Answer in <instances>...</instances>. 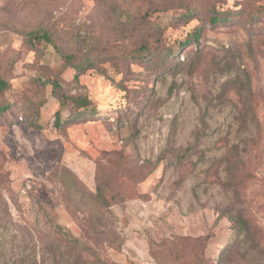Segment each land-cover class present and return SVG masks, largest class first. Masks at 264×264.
Instances as JSON below:
<instances>
[{
	"label": "rangeland",
	"instance_id": "obj_1",
	"mask_svg": "<svg viewBox=\"0 0 264 264\" xmlns=\"http://www.w3.org/2000/svg\"><path fill=\"white\" fill-rule=\"evenodd\" d=\"M101 2L0 0V264H207L222 249L223 264H264V0L155 12L174 56L116 59L77 80L52 45L26 41L54 24L77 50L65 35L87 19L99 50L130 51L108 40L121 33ZM211 7L229 20L204 23ZM199 25V45L179 44ZM53 78L94 112L54 126L73 110Z\"/></svg>",
	"mask_w": 264,
	"mask_h": 264
},
{
	"label": "trees",
	"instance_id": "obj_2",
	"mask_svg": "<svg viewBox=\"0 0 264 264\" xmlns=\"http://www.w3.org/2000/svg\"><path fill=\"white\" fill-rule=\"evenodd\" d=\"M121 3L101 2L102 12L115 11V17L107 19L112 23H118L121 35L119 37H108L109 41L119 43L126 39L132 45L130 51H126L124 47L120 50H99L96 46L100 40L93 30L92 21L85 19L83 22H79L77 25H73L71 29H68V34L65 35L67 39L64 42L66 47L76 46L77 50L69 51L63 50L58 45L59 34L58 29L54 24L52 25H40L35 29H32L24 33L26 41L30 43H44L45 45H52L54 49L60 55L63 66L72 67L75 70L74 78L77 80L79 74L88 69L93 68L95 65L100 63L111 62L116 59H151L153 57L159 58L161 56V62H166L167 56H174L172 48H164L159 42L162 34V26L158 18H153V13L173 8H179L183 10L182 14L185 17H191L193 14H198L201 11V7L193 6L189 0H150L145 6L146 9L142 8V5L136 3V0H121ZM99 2V0H98ZM181 5V4H183ZM98 4V3H97ZM229 20L227 10H217L211 7L209 15L202 20L204 23L214 25L217 23H224ZM203 25H199L193 29L187 35L185 41H180L179 44L194 41L199 45L200 38L202 37ZM179 63H181L179 61ZM104 74V73H102ZM52 88L56 94L61 107L69 106L70 110H73L63 117L61 114H57L54 119V126L61 128L68 121L80 118L85 113H93L94 107L92 102L86 96L80 94L67 95L65 93L58 92V80L52 79ZM7 86L4 79L0 78V92L5 91ZM69 101V104H68ZM9 108V104L5 101L0 104V112H3ZM234 222L233 228L239 234L242 230L237 222ZM206 238L202 239L205 240ZM207 247L205 248V251ZM204 251V254H206ZM225 251L222 249L219 252V256L214 258L213 256H206L207 264H215L218 260V264H223ZM196 264L203 261L201 255H194ZM185 259V258H184Z\"/></svg>",
	"mask_w": 264,
	"mask_h": 264
}]
</instances>
